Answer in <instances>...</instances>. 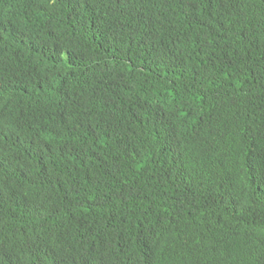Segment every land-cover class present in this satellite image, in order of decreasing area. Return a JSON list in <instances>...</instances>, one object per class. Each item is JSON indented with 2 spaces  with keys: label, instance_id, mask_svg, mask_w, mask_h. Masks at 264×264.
Instances as JSON below:
<instances>
[{
  "label": "trees",
  "instance_id": "trees-1",
  "mask_svg": "<svg viewBox=\"0 0 264 264\" xmlns=\"http://www.w3.org/2000/svg\"><path fill=\"white\" fill-rule=\"evenodd\" d=\"M0 264H264V0H0Z\"/></svg>",
  "mask_w": 264,
  "mask_h": 264
}]
</instances>
